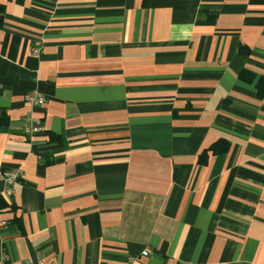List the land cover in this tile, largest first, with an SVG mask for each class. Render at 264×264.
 Wrapping results in <instances>:
<instances>
[{
    "label": "crops",
    "instance_id": "obj_1",
    "mask_svg": "<svg viewBox=\"0 0 264 264\" xmlns=\"http://www.w3.org/2000/svg\"><path fill=\"white\" fill-rule=\"evenodd\" d=\"M0 6L6 264H264V0Z\"/></svg>",
    "mask_w": 264,
    "mask_h": 264
},
{
    "label": "built area",
    "instance_id": "obj_2",
    "mask_svg": "<svg viewBox=\"0 0 264 264\" xmlns=\"http://www.w3.org/2000/svg\"><path fill=\"white\" fill-rule=\"evenodd\" d=\"M26 101L31 104L32 106H42L46 103L45 96L41 94H31L28 95L26 98ZM27 127H26V134L27 136L33 138L34 136L39 135L42 132V125L38 120H35L33 117H29L27 119ZM21 171L19 170H13L8 171L4 174V181L8 187L14 186L21 178ZM9 222L7 220H4L0 217V234L1 232L8 226ZM150 255V251L146 250L142 253L143 257H147ZM133 260V258L131 259ZM8 261L7 255L4 253L0 254V264H6ZM37 264H46V261L44 259H39Z\"/></svg>",
    "mask_w": 264,
    "mask_h": 264
},
{
    "label": "trees",
    "instance_id": "obj_3",
    "mask_svg": "<svg viewBox=\"0 0 264 264\" xmlns=\"http://www.w3.org/2000/svg\"><path fill=\"white\" fill-rule=\"evenodd\" d=\"M0 13L1 14H3L4 13V11H3V8L0 6ZM213 150L214 151H216V149L215 148H213ZM203 159V157L201 158V160ZM3 206V204H2V202L0 201V207H2Z\"/></svg>",
    "mask_w": 264,
    "mask_h": 264
}]
</instances>
